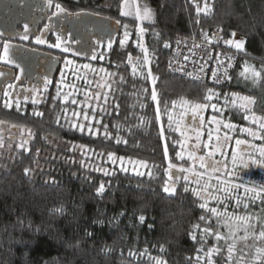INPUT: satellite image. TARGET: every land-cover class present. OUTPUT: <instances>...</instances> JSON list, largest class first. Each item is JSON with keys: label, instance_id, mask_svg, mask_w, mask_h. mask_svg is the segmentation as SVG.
Returning <instances> with one entry per match:
<instances>
[{"label": "trees", "instance_id": "obj_1", "mask_svg": "<svg viewBox=\"0 0 264 264\" xmlns=\"http://www.w3.org/2000/svg\"><path fill=\"white\" fill-rule=\"evenodd\" d=\"M88 1L102 7L120 4V0ZM144 2L155 13V23L147 25L145 42L155 52L151 68L159 77L156 89L161 101L170 104L180 97L201 101L206 90L205 84L168 71L172 49H164L162 42L169 41L173 47L177 39L197 37L201 29L218 27L225 37L232 32L242 35L245 51L231 74L232 80L216 90L222 94L255 91L264 98V80L253 84L239 77L245 61L257 70L264 67V0H210L213 12L208 16L201 14L199 24L191 0ZM198 2L202 4L203 0ZM129 23L133 32L135 24L131 20ZM156 32L160 33V40L154 38ZM137 49L131 45L129 52L134 55L133 50ZM120 67L117 80L124 75L125 82L121 83L117 100L124 112L114 122L111 120L110 132L113 137L119 134L127 144L87 134L83 137V145L103 153L102 156L89 153L92 159L86 163L102 165L114 174L106 176L81 166L76 159L71 162L62 153L58 155L72 144V138L66 147L52 142L43 145V156L37 158L0 161V264H151L148 256L128 255L129 250L144 249L151 256L162 257L167 264H190L188 258L195 256L199 244L190 234L200 212L185 202L177 206L162 199L160 190L148 186L153 178L120 171L118 164L112 169L111 163L105 162L109 152L149 165H159L163 156V140L153 121L156 109L150 98L153 85L151 81L133 78L130 67L129 70H122L121 64ZM262 102L263 99L261 105ZM127 109L133 110L136 118L130 117ZM117 124L119 133L113 127ZM55 148L58 149L54 153ZM24 168L32 169L31 174L25 175ZM101 183L105 191L97 195ZM61 207L63 211H57ZM140 215L145 217L143 223L138 219Z\"/></svg>", "mask_w": 264, "mask_h": 264}, {"label": "snow or ice", "instance_id": "obj_2", "mask_svg": "<svg viewBox=\"0 0 264 264\" xmlns=\"http://www.w3.org/2000/svg\"><path fill=\"white\" fill-rule=\"evenodd\" d=\"M195 8L196 23H200V16L211 15L213 12L210 0H203L202 4L198 0H191ZM46 6L51 10L49 20L61 17H80L86 15L84 12H70L58 0H46ZM119 15L129 18L135 24V46L139 49V55L133 56L132 53H126V65L131 66V74L133 78H140L145 81H151L153 87L150 98L155 102V120L160 122L162 114L167 116V129L164 124H160L159 137L164 140L163 159L167 161L166 167L163 168V192L169 196H174L177 191V185L180 184L185 193H190L196 198L198 207L202 210L199 221L203 222L193 225L191 239L199 247L195 248V256L189 257L190 264H220L218 257L223 264H264V216H261L252 210L255 205L264 212V187L255 188L242 184L234 183L236 169L243 165L247 166L245 157L253 163V156L258 153L261 162L264 163V144L257 145L253 141H264V115H257L253 110L256 100L250 95H241L236 92L221 93L216 90V85L229 82L232 75L229 69L233 68L235 53L245 51V41L237 38L236 32H232L225 39L221 33L222 28H217L212 33L201 29L199 42L197 37L192 36L191 45L186 40L177 39V46L183 45L188 48L189 55H183L184 61L198 65L195 72L187 71V64H181L179 60L169 61L168 67L172 72H180L185 76L194 80L203 81L208 76L212 82L211 86L205 85V94L201 101H192L185 97L172 100L171 103L161 101L158 98L156 84L159 79L153 74L151 68L155 60V52L151 51L145 42V34L149 31L147 25L155 23V13L147 5L144 0H120ZM117 24L121 22L116 21ZM55 26L52 24L45 25L40 35H35L34 43L37 45L46 44L48 48L59 49L62 53H70L73 57L87 55L91 61H105L107 54L113 48V42L109 40L107 45L98 44L96 47H104L105 51L97 52L93 49L89 53H85L83 49H73L68 39L57 35L54 43H49L44 38V33L51 31ZM123 38L119 40L120 48H125L132 32L129 31V24L122 25ZM30 29L27 25L24 27V34L19 36L21 41L29 40ZM0 33V36H3ZM156 40H160V33L153 34ZM221 41L223 45H221ZM164 49L172 48L169 41H163ZM13 45L8 42L3 43L2 54H0V62L4 64H15L10 56ZM197 50L200 51L199 59H192L197 56ZM229 50H234L230 53ZM201 61H203L201 63ZM64 69L58 70L60 79L55 83V96L53 101H58L60 105L75 106L71 111V119L69 118V108L61 107L56 115V124L63 127L61 120L73 130L79 131L81 134L98 137L101 132L104 140L115 139L116 144H127V140H123L119 134L113 137L109 130V124L104 123L105 114L111 115L108 111L110 98L114 96L113 85L125 82V76L119 75L115 71H109L105 67H94L91 63L77 64L73 59L64 58ZM214 65V66H212ZM16 67H20L16 65ZM119 69L120 65H115ZM239 77L245 81H251L258 84L264 80V67L257 70L254 66L246 61L241 66ZM71 73L69 79L68 73ZM24 74V69L20 68V75ZM4 73L0 72V76ZM17 81L20 76H16ZM42 87H32L23 91L30 95H24V103L29 100L32 105L42 103L48 92V86L53 84V80L47 76L43 78ZM83 82L82 84L80 82ZM22 83V81H21ZM17 85L9 83L4 90L3 95L6 98L3 107L11 109L13 105L17 112L21 111V99L19 93L13 98L9 90H15ZM144 91H147L145 89ZM78 97H82L78 99ZM222 101L214 103L213 101ZM161 105L163 107L161 108ZM53 107H56L54 104ZM118 110L119 105H113ZM179 109V111H177ZM211 109V114L206 118L205 113ZM239 113L241 119L247 121L249 125L240 127L238 124L231 122L225 113ZM62 113V115L60 114ZM118 114V112H117ZM32 115L43 117L44 113L33 110ZM0 121V124H4ZM145 122L140 120V124ZM254 126V127H253ZM11 127L17 128L21 137V142L17 145L19 149L29 151L27 148L29 140L25 138L31 137L32 131L26 128H20L17 125ZM120 131V125H113ZM239 132V138L236 133ZM173 133L178 135H173ZM206 136V139H205ZM250 138V139H249ZM234 144V146H233ZM3 141L0 140V147H3ZM172 148L173 157L169 156V148ZM231 148L229 157L226 149ZM79 149L83 159L80 160L81 166L89 167L91 170L102 172L104 175H112L113 171L102 165L87 164L90 161L92 153L95 156H102L103 153H96L94 149H90L86 145H72L70 151ZM217 157H220L217 159ZM106 163L113 166L119 164V170L127 172L129 169L126 165L132 166V171L138 175H147L149 178L154 177V169L159 165H149L148 162L142 160H125L124 157H117L114 153H107ZM231 164V167H229ZM139 169H147L139 171ZM32 169L24 168V174L30 175ZM242 189V191H241ZM105 191L104 183L97 188V195L103 194ZM231 209V210H230ZM242 210V211H241ZM63 211V208L57 209ZM141 223L145 217H138ZM259 226V227H258ZM199 233V235H197ZM89 235H91L89 233ZM215 243L209 246V240ZM251 241V243H250ZM160 251L164 248L161 246ZM131 257L148 256L151 264H167V262L158 256H151L148 249L141 252L129 250Z\"/></svg>", "mask_w": 264, "mask_h": 264}, {"label": "flooded vegetation", "instance_id": "obj_3", "mask_svg": "<svg viewBox=\"0 0 264 264\" xmlns=\"http://www.w3.org/2000/svg\"><path fill=\"white\" fill-rule=\"evenodd\" d=\"M61 2L64 7H66L70 12H88L90 14L105 17L113 22L109 21V24L103 23L104 26L93 27L91 24L80 23L78 26L73 24L71 21L74 17H61L60 19L53 18L49 20L51 15V10L46 6V0H0V33H3V36H0V54H2L3 43L8 42L13 45L12 50L10 51V56L12 60L16 63L4 64L0 62V72H3L4 75L0 76V121H4V124H0V140L3 141L4 146L0 147V161L5 159L12 158H22V157H34L43 156L42 148L47 143L52 142L58 147L68 146L70 138L73 139L72 144L65 148L62 152L58 153L65 157L67 161H74L75 159L80 164V160L83 157L80 154V150L70 151L72 145H83L85 134H81L79 131L71 129L64 120H61V124L64 126L61 127L57 125L56 115L58 114L61 107L69 108V118L71 119V111L75 106L67 105L62 106L58 101H53L52 97L55 96V83L59 81V71L64 69V58L73 59L77 64L91 63L94 67H105L109 71H115L119 73V69L115 67L117 64L123 66L122 70H126L130 65H126V53L129 52V47L131 45L135 49V30L132 32V28L129 27V31L132 32L125 48H120L119 40L123 38V27L124 23H129V18L121 17L119 15V7L115 6V3L106 4L107 7H102V4H96L91 2L92 5L88 4V0H58ZM119 20L121 23L117 24L116 21ZM52 24L55 27L44 33V38L49 43H54L56 36L61 35L63 38L68 39L71 43V47L75 49H83L85 53L91 52L95 49L97 52L105 51L104 47L97 48L98 44L107 45L109 40L113 42V48L107 54V59L105 61H91L87 55H81L73 57L70 53H62L59 49L48 48L46 44L37 45L34 43L35 35H40L43 32L45 25ZM27 25L30 29L29 40L21 41L19 36L24 34V27ZM115 26H117V34H114ZM35 35H32V34ZM136 39V37H135ZM134 55H139V49L136 51L133 50ZM19 65L20 67H16ZM20 68L24 69V74L20 75ZM16 76H20V80L15 79ZM47 76L49 79L53 80V84L48 86V92L44 95L46 99L38 104L32 105L30 100L28 103H24L23 96L30 95L29 93L24 92V89L32 87H42L43 78ZM69 79H71V73H68ZM118 78V75H117ZM22 81V83H21ZM15 84L17 85L15 90H9L12 97L16 98L19 93V98L21 99V111L17 112L15 106L11 109L3 107V102L6 99L3 95L4 90L7 88V85ZM83 83L82 81L80 82ZM122 87L121 83H116L113 85L114 96L110 98L108 111L111 115L105 114L104 123L109 124V130L112 126L110 123L117 119V117L124 112V109L118 108L115 110L113 105H119L117 97L121 93L120 88ZM129 86L127 85L126 88ZM241 95H250L253 96L256 100V104L253 106V110L257 115H264V102L261 100L264 98L262 95L258 94L255 91H246L245 93L236 92ZM82 97H78L80 99ZM214 103H221L222 101H213ZM56 107H53V105ZM110 106V107H109ZM41 111L44 113L43 117H36L32 115L33 110ZM179 111V109H177ZM118 112V114H117ZM133 110H126V113L130 115L133 119L136 118L133 116ZM62 115V113H60ZM155 114V112H154ZM211 114V109H209L205 116L206 118ZM148 116V112H146ZM226 117L231 120V122L238 124L240 127L251 126L247 121L241 119L239 113H225ZM154 125L157 126V132L159 133L160 124L163 123L165 129H167V116L162 114V119L160 122L155 120L153 117ZM12 125H17L20 128L30 129L32 131V136L27 137L29 143L27 148L29 151H24L19 149L17 145L21 142V137L19 135L18 129L11 127ZM254 127V126H253ZM173 135H178L173 133ZM236 136L239 138H245L240 136L239 132L236 133ZM99 138H103L101 132ZM206 139V136H205ZM250 139V138H249ZM101 140V139H99ZM104 141V140H102ZM165 141L163 140L162 146H164ZM253 143L259 145L264 144V141H253ZM234 146V144H233ZM58 148L54 149L55 150ZM229 154H231V148L226 149ZM169 156L173 157L172 148H169ZM72 157V158H71ZM220 157H217L219 159ZM255 162L248 160L245 157L247 166H239L236 169V176L234 178V183L242 184L248 187L260 188L264 187V163L261 162V158L258 153H256L253 158ZM167 161H164L163 156L159 164L158 172H154L153 181L148 182V186H154L156 191L160 190V196L165 201L168 200L177 206L181 202L189 204L190 207L195 208L199 211V216L202 214V210L198 207V202L196 198L191 196L190 193H185L180 184L177 185V191L174 196H169L164 193L163 181L165 177L163 176V168L166 167ZM132 167L129 165V168ZM231 167V164H229ZM111 168L114 169L111 164ZM145 173L147 169H139ZM147 176V175H145ZM157 186V187H156ZM242 191V189H241ZM231 210V209H230ZM253 212L264 216V212H261V209L255 205L252 206ZM242 211V210H241ZM200 223L203 226V222L199 221V217L196 220V223ZM259 227V226H258ZM193 230V229H192ZM192 233V231H191ZM199 235V233H197ZM215 243L213 240H209V246ZM251 243V241H250ZM196 254V253H195ZM220 264H223V261L220 258H217Z\"/></svg>", "mask_w": 264, "mask_h": 264}, {"label": "built area", "instance_id": "obj_4", "mask_svg": "<svg viewBox=\"0 0 264 264\" xmlns=\"http://www.w3.org/2000/svg\"><path fill=\"white\" fill-rule=\"evenodd\" d=\"M218 28H220V27H218ZM216 29L217 28H212V29H208L207 31L209 33H212ZM236 34H237V38L243 39L245 41V38L242 35H240L238 33H236ZM221 35L225 39L228 38V37H225L223 35V32L221 33ZM199 36H197L198 42H199ZM183 40H186L187 43L189 44V46L191 45V39L186 38V39H183ZM221 45H223V42L222 41H221ZM171 49H172V55H173V57H172L171 60L174 62V66H176L175 65V61L176 60H179L181 64H187V71H190V72H195L196 71V68L198 67V65L192 64L191 62L184 61L182 59L183 55H189L188 48H185L183 45L177 46L176 44H174V46ZM229 52L232 53V52H234V50H229ZM241 54H242V52L241 53H235V58H234V61H233V68L232 69H229L230 74H232L233 71L235 70V68L237 66V63L239 61V58L241 57ZM199 55H200V51L197 50V56L196 57H193L192 59H199ZM202 62L203 61H201V63ZM212 66H214V65H212ZM168 71L170 73H172L173 75H175V76H178V77H181V78H184V79H187V80H191V81H194V82H197V83H200V84H205V85H210V86L212 85V82H211V80L209 79L208 76H205L204 79H203V81H198V80H194L191 77L185 76L183 73H180V72H172V71L169 70V67H168ZM227 83L228 82L221 83V84L216 85L215 87H224V86L227 85Z\"/></svg>", "mask_w": 264, "mask_h": 264}, {"label": "water", "instance_id": "obj_5", "mask_svg": "<svg viewBox=\"0 0 264 264\" xmlns=\"http://www.w3.org/2000/svg\"><path fill=\"white\" fill-rule=\"evenodd\" d=\"M84 13H87V14L81 15L78 18L74 17L71 22L77 26L80 23H85V24H91L93 27H101V26H104L103 23H106V25H107V24H109V21L113 22V21H111L105 17L96 16V15L90 14L88 12H84ZM114 34H117V26H115Z\"/></svg>", "mask_w": 264, "mask_h": 264}, {"label": "rangeland", "instance_id": "obj_6", "mask_svg": "<svg viewBox=\"0 0 264 264\" xmlns=\"http://www.w3.org/2000/svg\"><path fill=\"white\" fill-rule=\"evenodd\" d=\"M126 166H127V167H128V169H129L128 171H130L131 173L135 174V173H134V172L131 170V169H132V167H130V168H129V165H126ZM118 167H119V164H118ZM139 171H141V170H139Z\"/></svg>", "mask_w": 264, "mask_h": 264}]
</instances>
